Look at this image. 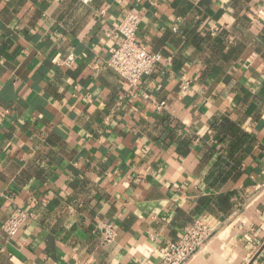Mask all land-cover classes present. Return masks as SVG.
<instances>
[{"label": "clouds", "instance_id": "1", "mask_svg": "<svg viewBox=\"0 0 264 264\" xmlns=\"http://www.w3.org/2000/svg\"><path fill=\"white\" fill-rule=\"evenodd\" d=\"M0 264H264V0H0Z\"/></svg>", "mask_w": 264, "mask_h": 264}]
</instances>
